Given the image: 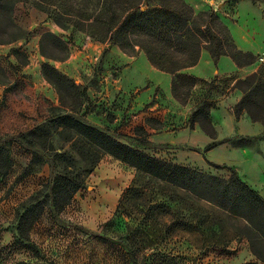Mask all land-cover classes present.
<instances>
[{"label": "rangeland", "instance_id": "374dc122", "mask_svg": "<svg viewBox=\"0 0 264 264\" xmlns=\"http://www.w3.org/2000/svg\"><path fill=\"white\" fill-rule=\"evenodd\" d=\"M182 1L194 14L212 12L229 33L237 22L240 1ZM241 1L264 11V0ZM102 2H73L70 18L64 0L41 6L16 0L0 13V147L11 162L0 178V264H131L132 253L136 264H230L251 253L247 239L231 228L241 222L208 202L109 155L92 168L93 147L65 130L62 118L159 161L220 179L234 172L264 200V172L246 166L244 178L238 168L240 150L259 152L264 130L219 140L213 123L221 100L242 98L234 85L264 65L263 56L253 54L255 61L245 66L251 72L242 78L236 72L195 77L193 87L177 84L175 93L171 83L166 96L145 77L151 65L144 51L90 36ZM204 101L211 104L209 123L192 116ZM195 119L212 126L208 144L215 142L214 148L189 144L187 134L197 128L208 137ZM70 181L81 183L74 194Z\"/></svg>", "mask_w": 264, "mask_h": 264}, {"label": "trees", "instance_id": "16d2710c", "mask_svg": "<svg viewBox=\"0 0 264 264\" xmlns=\"http://www.w3.org/2000/svg\"><path fill=\"white\" fill-rule=\"evenodd\" d=\"M14 1L16 0H0V13L8 12ZM34 1L36 6L45 2ZM77 1L64 0V8H68L69 18L72 17L71 3ZM94 2L98 5L100 0ZM143 6L146 7L145 10H142ZM101 7L93 15L90 36L111 42L123 50L127 47L133 53L134 48L144 51L151 66L171 75L172 93H175L177 84L188 89L198 82L195 77L183 74L182 71L198 63L202 50L209 53L214 63L222 56L229 57L239 68L255 61L253 54L244 53L235 47L231 33L220 18L210 11L194 14L191 7L182 0H103ZM241 58L244 59L243 62L240 61ZM234 88L243 94L232 108L234 116L237 118L245 112L252 121H261L263 124L264 65L243 80H237ZM210 106L205 101L198 104L193 110V118L202 115L208 122L207 108ZM62 121L65 130L85 138L93 147L92 168L102 155H109L139 173L164 180L173 187L192 194L196 199L208 202L218 210L226 212L234 221H240L242 226L235 225L231 228L247 239L252 255L264 264V200L234 172L228 179H220L178 164L159 161L120 144L99 129L73 117L66 116ZM193 122L199 123L196 119ZM199 125L214 140L212 126L204 128L201 123ZM215 146V142H212L205 150ZM10 166L7 152L0 147V178L5 176ZM214 167L220 169L219 166ZM80 186V182L70 181L71 194L76 193ZM109 224L110 222L106 225ZM130 262L136 264L133 253Z\"/></svg>", "mask_w": 264, "mask_h": 264}, {"label": "crops", "instance_id": "0c3cea01", "mask_svg": "<svg viewBox=\"0 0 264 264\" xmlns=\"http://www.w3.org/2000/svg\"><path fill=\"white\" fill-rule=\"evenodd\" d=\"M263 7V6H262ZM261 7V8H262ZM235 16L237 22L231 25L230 31L233 34V39L236 48L238 50L255 56H263L264 60V11L254 8L247 1H241L236 4ZM251 69L245 67L239 68L234 61L229 57L222 56L214 63L207 51H203L198 63L195 66L188 67L182 71L183 74H189L191 76L200 79H211L215 76L232 74L236 72L242 78L249 74ZM145 77L152 81L156 86H160L161 91L166 95H171V76L164 73L153 66L146 68ZM241 96L236 94H230L229 97L219 102L218 111L214 112L216 120L213 123L216 125L215 131L217 139H223L225 137L234 135L235 132L242 136H255L263 132V126L257 122H252L247 119L245 114L244 117L241 115L235 117L231 108L240 100ZM244 113V112H243ZM189 144L194 146H205L211 142L210 138L201 133L197 128L191 133L187 134ZM199 141H195L196 139ZM191 144V145H192ZM259 152L243 148L240 150L241 161L238 164L239 171L246 178V166L254 167L256 173L262 175L264 172V142L258 145ZM232 151V149H230ZM237 164V163H236ZM230 264H263L259 262L252 253L239 254L233 259L226 261Z\"/></svg>", "mask_w": 264, "mask_h": 264}]
</instances>
